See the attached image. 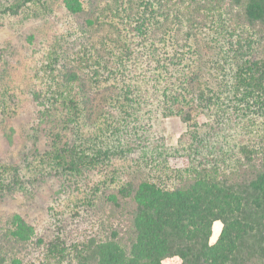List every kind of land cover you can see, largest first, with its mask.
Here are the masks:
<instances>
[{"label": "trees", "instance_id": "obj_1", "mask_svg": "<svg viewBox=\"0 0 264 264\" xmlns=\"http://www.w3.org/2000/svg\"><path fill=\"white\" fill-rule=\"evenodd\" d=\"M57 1H0V17H54ZM63 8L28 91L36 148L25 164L0 160V195L98 178L43 233L1 219L0 264H264V0ZM19 53L0 52V126L19 115ZM174 117L186 131L157 136Z\"/></svg>", "mask_w": 264, "mask_h": 264}, {"label": "rangeland", "instance_id": "obj_2", "mask_svg": "<svg viewBox=\"0 0 264 264\" xmlns=\"http://www.w3.org/2000/svg\"><path fill=\"white\" fill-rule=\"evenodd\" d=\"M8 2L9 0H0ZM56 15L35 21H22L16 18L0 17V52L7 50V46H15L20 52L19 63L14 66V75L18 84V113L19 115L10 126H0V160L10 164H25L36 148L29 137L32 119L36 116L38 107L28 91L33 85L34 66L36 60L44 52L47 40L60 32L62 21L66 19L63 0L54 5ZM206 38V37H205ZM203 37V39H205ZM206 44V43H205ZM204 46V45H203ZM212 53L206 47L203 53ZM3 53V52H2ZM5 54V52L3 53ZM187 127L178 117L159 119L155 123L157 136L167 137L175 142L176 138L186 131ZM45 139L37 146L44 149ZM181 162L173 160L174 167H180ZM98 177L90 176L87 183L79 189L67 187L65 180L52 178L36 186L32 196L15 194L0 195V220L13 215L21 216L37 233H43L52 223L53 215L62 211L66 206L72 207L74 194L79 190H87ZM73 193V194H72ZM67 210V208H66ZM222 224L217 222L213 228L212 244L216 243L222 231ZM165 264H181L177 258L165 261Z\"/></svg>", "mask_w": 264, "mask_h": 264}, {"label": "bare ground", "instance_id": "obj_3", "mask_svg": "<svg viewBox=\"0 0 264 264\" xmlns=\"http://www.w3.org/2000/svg\"><path fill=\"white\" fill-rule=\"evenodd\" d=\"M220 223V222H219Z\"/></svg>", "mask_w": 264, "mask_h": 264}]
</instances>
